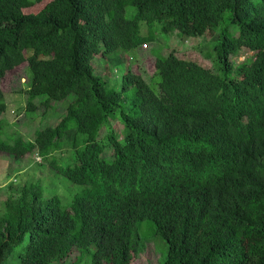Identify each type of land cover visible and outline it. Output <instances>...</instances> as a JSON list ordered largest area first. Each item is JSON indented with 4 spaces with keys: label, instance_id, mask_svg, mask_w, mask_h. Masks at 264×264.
I'll return each mask as SVG.
<instances>
[{
    "label": "trees",
    "instance_id": "16d2710c",
    "mask_svg": "<svg viewBox=\"0 0 264 264\" xmlns=\"http://www.w3.org/2000/svg\"><path fill=\"white\" fill-rule=\"evenodd\" d=\"M172 34L213 36L154 50L149 81L128 64L119 89L93 66ZM22 64L25 111L38 103L56 123L3 140L0 88V155L35 153L78 192L63 205L39 178L10 193L0 264H64L74 250L131 264L144 222L167 246L157 264H264V0H0V85Z\"/></svg>",
    "mask_w": 264,
    "mask_h": 264
},
{
    "label": "rangeland",
    "instance_id": "374dc122",
    "mask_svg": "<svg viewBox=\"0 0 264 264\" xmlns=\"http://www.w3.org/2000/svg\"><path fill=\"white\" fill-rule=\"evenodd\" d=\"M132 13V9H128L126 15L129 16ZM142 34H146V28H143ZM211 35H207L204 40H193L190 38L181 39L177 34L172 36L162 35L157 43L153 45L142 46L136 52L134 50L127 52L126 54L121 53L116 56H108L106 58L96 56L93 60V66L97 70H104L108 67V70L112 73L109 77L110 84L120 88L119 82L122 77L126 66L131 65L132 71L140 73L146 81H149L153 76L155 55L154 50L159 49V53L164 55L168 47L176 49L177 51H190L199 44H208L211 40ZM30 54V52H29ZM191 55L194 56L193 53ZM252 53L247 50H242L236 57H231L233 63H238L245 60L246 57L251 56ZM116 59H119L122 63L120 66L115 64ZM197 59L200 60L199 57ZM201 61V60H200ZM130 66V67H131ZM102 76L108 79V76L103 73ZM27 82V66L22 64L21 66L7 72L3 78L0 88L4 94L3 100L7 105V111L5 112V120H7L8 126L5 128V134L1 137L3 140H7L9 136H16L20 134L25 141L33 134L34 131L43 128L46 125H55L56 121L50 119L52 116L44 113L43 107L37 102L38 110L36 112L25 111L26 90ZM20 122V123H19ZM114 129L118 131L119 124L116 123ZM57 159L63 160L64 162L73 161L74 158L71 152L55 153ZM35 153L27 155L25 158L20 160H14L6 156L0 155V205L8 197V195L15 194L21 186L26 184L34 183L39 178L42 179V186L47 189L49 193H57L62 200V204H68L69 199L76 192H78L77 186L71 185L62 177L59 179L52 178L45 171V167L38 165L39 160L36 159ZM64 178V177H63ZM150 223L144 222L141 228V236L143 239L144 249L140 255H138L131 264H157L161 263L167 251V246L162 238L158 235H153L149 228ZM79 260L81 264H89L90 257L84 252L74 250L72 254L66 259L64 264H72ZM53 263V264H60Z\"/></svg>",
    "mask_w": 264,
    "mask_h": 264
},
{
    "label": "clouds",
    "instance_id": "9594fccd",
    "mask_svg": "<svg viewBox=\"0 0 264 264\" xmlns=\"http://www.w3.org/2000/svg\"><path fill=\"white\" fill-rule=\"evenodd\" d=\"M35 155H36V154H35ZM36 157H37L36 159L38 160V159H39V157H38L37 155H36ZM39 161H40V160H39Z\"/></svg>",
    "mask_w": 264,
    "mask_h": 264
},
{
    "label": "built area",
    "instance_id": "2783aa9c",
    "mask_svg": "<svg viewBox=\"0 0 264 264\" xmlns=\"http://www.w3.org/2000/svg\"><path fill=\"white\" fill-rule=\"evenodd\" d=\"M39 160V159H38Z\"/></svg>",
    "mask_w": 264,
    "mask_h": 264
}]
</instances>
